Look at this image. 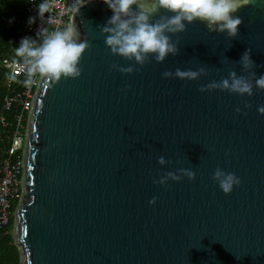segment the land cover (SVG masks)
Wrapping results in <instances>:
<instances>
[{
  "label": "water",
  "instance_id": "95a60500",
  "mask_svg": "<svg viewBox=\"0 0 264 264\" xmlns=\"http://www.w3.org/2000/svg\"><path fill=\"white\" fill-rule=\"evenodd\" d=\"M111 14L104 0L73 13L90 45L81 75L36 82L14 218L20 264H264V90H199L233 71L250 82L264 73V0L238 10L235 38L186 24L170 34L176 55L131 74L110 70L132 63L105 44ZM246 49L251 69L239 62ZM177 67L205 71L162 76ZM218 166L241 180L229 194L211 178ZM179 168L195 178L153 182Z\"/></svg>",
  "mask_w": 264,
  "mask_h": 264
},
{
  "label": "clouds",
  "instance_id": "9594fccd",
  "mask_svg": "<svg viewBox=\"0 0 264 264\" xmlns=\"http://www.w3.org/2000/svg\"><path fill=\"white\" fill-rule=\"evenodd\" d=\"M88 0H73L70 9L76 15L79 9ZM250 0H104L111 10V16L101 26V32L105 37V44L113 55H118L132 63L128 66L112 64L110 70L131 74L138 71L137 65L142 67L151 57L156 62H163L170 54L179 52L178 40H173L170 34H178L186 29V24L195 21L203 22L210 32L225 34L228 38H235L239 33L242 18L236 13L247 5ZM48 0H40L36 6L37 15L42 17L49 9ZM164 9L170 15L161 16L153 20V16ZM51 19V17H49ZM34 21L29 18V23ZM39 41L30 36H24L15 46V53L21 57L24 63L29 81L32 76L39 75L47 80L58 81L63 78H77L81 75L79 62L85 49L89 48V42L80 37L79 29L74 24L65 25L62 28L49 29L41 27L38 31ZM239 62L244 69H251L254 61L251 59L250 49H246L240 56ZM205 69H181L175 71L165 70L164 78H178L181 80H196ZM254 82H250L244 76H238L234 71L228 78L219 83L210 82L200 87V91H210L221 88L240 96H252L253 88L264 90V73L256 76ZM125 85V89L130 88ZM245 108L250 107L245 103ZM258 112L264 114V105L258 106ZM236 112L241 109L237 107ZM158 163L164 165L166 159L159 156ZM183 177L194 179L195 173L189 168H179L175 171H166L154 183L166 186L169 180L179 181ZM212 180L225 194L233 191L234 186H239L240 178L233 172H226L219 166L212 174ZM156 202L152 197L150 204Z\"/></svg>",
  "mask_w": 264,
  "mask_h": 264
},
{
  "label": "built area",
  "instance_id": "2783aa9c",
  "mask_svg": "<svg viewBox=\"0 0 264 264\" xmlns=\"http://www.w3.org/2000/svg\"><path fill=\"white\" fill-rule=\"evenodd\" d=\"M40 0H27L25 9V19L27 21V30L34 35H38L41 27L49 29L62 28L71 24L73 12L69 5L73 0H48L49 9L42 17L37 15L36 6ZM33 17L34 21L30 24L29 18ZM51 17V19H49ZM3 67L7 70L5 84L10 87L14 79L24 78L21 83V90L8 95L4 99L3 109L10 110L13 105L19 108L16 114V126L11 135L8 136L9 146L6 151V158L0 165V231L8 232L10 228L14 230L12 218H15L13 211V202L20 199L22 193V154L25 133L27 129V118L31 106L32 96L36 91V82L39 75L32 76L29 81L23 60L13 52V58H5L2 60ZM0 121L5 125L2 115ZM13 226V228L11 227Z\"/></svg>",
  "mask_w": 264,
  "mask_h": 264
},
{
  "label": "trees",
  "instance_id": "16d2710c",
  "mask_svg": "<svg viewBox=\"0 0 264 264\" xmlns=\"http://www.w3.org/2000/svg\"><path fill=\"white\" fill-rule=\"evenodd\" d=\"M27 0H0V116L2 115L5 125L0 121V165L6 158L9 146L8 136L16 126L15 117L19 108L13 105L10 110H4L3 104L6 96L21 90L24 78L14 79L12 85L7 87L5 79L7 70L2 65L5 58H13L15 46L24 36H30L39 41L37 35L27 30L25 9ZM21 58V57H19ZM22 59V58H21ZM19 198L13 202L15 211ZM14 218H12V225ZM13 228V226H11ZM0 264H20V250L14 241L12 229L8 232L0 231Z\"/></svg>",
  "mask_w": 264,
  "mask_h": 264
},
{
  "label": "rangeland",
  "instance_id": "374dc122",
  "mask_svg": "<svg viewBox=\"0 0 264 264\" xmlns=\"http://www.w3.org/2000/svg\"><path fill=\"white\" fill-rule=\"evenodd\" d=\"M21 197V196H20Z\"/></svg>",
  "mask_w": 264,
  "mask_h": 264
}]
</instances>
